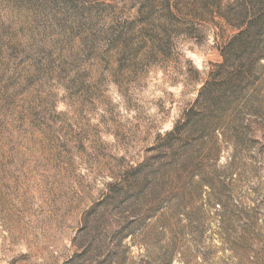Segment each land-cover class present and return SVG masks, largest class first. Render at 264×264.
Instances as JSON below:
<instances>
[{"label": "rangeland", "instance_id": "rangeland-1", "mask_svg": "<svg viewBox=\"0 0 264 264\" xmlns=\"http://www.w3.org/2000/svg\"><path fill=\"white\" fill-rule=\"evenodd\" d=\"M263 15L264 0H0V264H264V85L203 150L183 120Z\"/></svg>", "mask_w": 264, "mask_h": 264}, {"label": "trees", "instance_id": "trees-1", "mask_svg": "<svg viewBox=\"0 0 264 264\" xmlns=\"http://www.w3.org/2000/svg\"><path fill=\"white\" fill-rule=\"evenodd\" d=\"M162 31L169 41L167 27L163 26ZM159 49L155 46L153 52L158 53ZM222 55V63L211 72L193 106L183 115L186 128H202L199 130V137L203 139L199 148L202 150L212 139L217 142L218 138L224 137L227 128L234 132L232 129L243 120V115L253 112L261 103L255 99L254 92L264 85V15L251 19L244 30L233 35ZM234 137L237 136L234 134ZM206 181L207 178L202 176L199 184L202 186ZM161 182L157 176L144 180L141 183L146 185L141 191L156 189ZM133 185H138L137 180Z\"/></svg>", "mask_w": 264, "mask_h": 264}]
</instances>
